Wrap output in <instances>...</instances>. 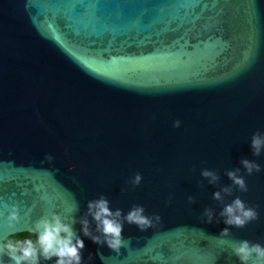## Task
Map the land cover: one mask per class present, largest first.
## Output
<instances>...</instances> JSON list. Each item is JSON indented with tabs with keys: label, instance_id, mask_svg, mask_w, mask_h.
<instances>
[{
	"label": "water",
	"instance_id": "1",
	"mask_svg": "<svg viewBox=\"0 0 264 264\" xmlns=\"http://www.w3.org/2000/svg\"><path fill=\"white\" fill-rule=\"evenodd\" d=\"M256 133L264 0H0V264H11L8 237L35 235L52 214L76 220L82 264H240L232 243L264 246ZM243 159L261 171L248 175ZM238 168L247 192L233 186L214 200ZM100 196L113 211L140 205L159 220L144 231L124 223L118 251L93 243L79 220ZM236 197L258 213L243 228L219 216Z\"/></svg>",
	"mask_w": 264,
	"mask_h": 264
},
{
	"label": "clouds",
	"instance_id": "2",
	"mask_svg": "<svg viewBox=\"0 0 264 264\" xmlns=\"http://www.w3.org/2000/svg\"><path fill=\"white\" fill-rule=\"evenodd\" d=\"M173 127H180V121L173 122ZM250 147L254 156L260 155L264 150V134H253L250 141ZM46 159L51 160L50 156ZM241 165L248 175L254 172H260V165L248 159L241 160ZM240 169L230 170L226 172L231 185L222 188L212 194V198L216 201L223 202L224 196H230L233 186L240 192H247V185L243 176L239 175ZM201 176L207 179L209 184H215L219 177L215 171L204 169ZM142 177L139 173L129 181L136 187L140 184ZM123 191V190H122ZM222 193L224 195H222ZM190 203L194 202V198L189 196ZM87 210L80 218L81 232L83 236L88 237L96 244H105L109 249L118 251L124 241L122 237L124 223L136 225L141 231L152 226L153 219L159 220L158 215L149 217L145 215V209L140 205H133L131 209L123 214L120 209L111 210L109 201L100 196L98 199L91 200L87 203ZM78 210V204H74L71 212ZM223 218V222L232 227L243 228L249 222L258 218V213L253 207H249L239 197L233 199L230 203L225 204L219 213ZM88 217L92 218L95 224V233L90 229ZM203 221L211 223L214 218L211 209L204 210ZM10 221L17 219V211L12 206L9 216ZM76 223L74 217L68 218V222H64L57 214L51 217L41 218L36 221L32 232L35 234V241L32 239H24L17 244H7L11 264H41V261L53 260L54 264H82L81 253L84 249L83 240L76 234L72 225ZM229 229L224 228L220 236H229ZM224 241H221L223 243ZM232 253L235 255L240 264H264V246L258 243H251L248 240H241L232 243Z\"/></svg>",
	"mask_w": 264,
	"mask_h": 264
},
{
	"label": "trees",
	"instance_id": "3",
	"mask_svg": "<svg viewBox=\"0 0 264 264\" xmlns=\"http://www.w3.org/2000/svg\"><path fill=\"white\" fill-rule=\"evenodd\" d=\"M35 238H36L35 235L31 233L15 234L8 237L4 241L3 246L9 252V249L6 247L7 244L15 245L17 244L18 241L22 242L24 239H32L33 241H35Z\"/></svg>",
	"mask_w": 264,
	"mask_h": 264
}]
</instances>
